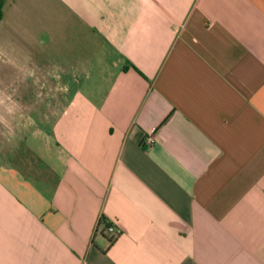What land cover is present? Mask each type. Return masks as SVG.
<instances>
[{
	"label": "crops",
	"instance_id": "obj_1",
	"mask_svg": "<svg viewBox=\"0 0 264 264\" xmlns=\"http://www.w3.org/2000/svg\"><path fill=\"white\" fill-rule=\"evenodd\" d=\"M34 1L1 49L0 264H264V0Z\"/></svg>",
	"mask_w": 264,
	"mask_h": 264
},
{
	"label": "rangeland",
	"instance_id": "obj_2",
	"mask_svg": "<svg viewBox=\"0 0 264 264\" xmlns=\"http://www.w3.org/2000/svg\"><path fill=\"white\" fill-rule=\"evenodd\" d=\"M34 14H35V1L34 0H0V92L3 89V83H2V52L1 49L11 51L12 53L19 54V50L23 46H32L34 43ZM8 53V52H7ZM6 54V53H5ZM9 54V53H8ZM16 54H14L15 59H18V56L16 57ZM10 56V55H9ZM5 60L8 59V56H4ZM10 62L14 60V58L11 56L9 57ZM21 61V60H20ZM8 72L11 74V76L16 79V73L18 72L17 69L10 67H7ZM27 88L29 87L30 95L27 97V99H24L23 102H26L27 105L33 104L34 101L32 100L33 96V85L29 84L26 85ZM13 87V88H12ZM11 97L14 99V101H10L11 106H17L16 99H17V93H14L13 91H17L18 84L11 85ZM4 103L7 104V101ZM46 102L42 101V105L39 107H46L44 106ZM47 105V104H46ZM1 107H3V101L0 96V144L3 141V129L5 128L4 120H7V117L2 116ZM10 123L16 124L18 117H10ZM23 118H25L26 123H31V119L36 118L37 116L33 117H22L20 118L23 121ZM46 117H42V119H45ZM48 118V117H47ZM31 131H26V133L23 134L24 137L27 138V143L33 144V142L36 143V139L31 135ZM0 156H1V149H0Z\"/></svg>",
	"mask_w": 264,
	"mask_h": 264
},
{
	"label": "built area",
	"instance_id": "obj_3",
	"mask_svg": "<svg viewBox=\"0 0 264 264\" xmlns=\"http://www.w3.org/2000/svg\"><path fill=\"white\" fill-rule=\"evenodd\" d=\"M153 136L152 134L148 135L144 138L143 142L148 146L151 145L153 143ZM95 233L105 236L109 243H112L119 235L117 228L104 219L99 220Z\"/></svg>",
	"mask_w": 264,
	"mask_h": 264
}]
</instances>
